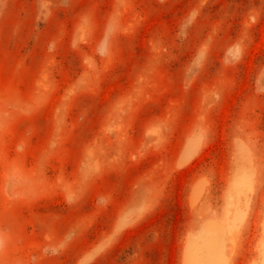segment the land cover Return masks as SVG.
I'll list each match as a JSON object with an SVG mask.
<instances>
[{
	"label": "rangeland",
	"instance_id": "obj_1",
	"mask_svg": "<svg viewBox=\"0 0 264 264\" xmlns=\"http://www.w3.org/2000/svg\"><path fill=\"white\" fill-rule=\"evenodd\" d=\"M217 262H264V0H0V264Z\"/></svg>",
	"mask_w": 264,
	"mask_h": 264
},
{
	"label": "bare ground",
	"instance_id": "obj_2",
	"mask_svg": "<svg viewBox=\"0 0 264 264\" xmlns=\"http://www.w3.org/2000/svg\"><path fill=\"white\" fill-rule=\"evenodd\" d=\"M204 244L208 247V248H210L209 246H210V244H211V241H210V238L209 239H207V240H205L204 241ZM215 264H220L219 262H217V263H215ZM262 264H264V262L262 263Z\"/></svg>",
	"mask_w": 264,
	"mask_h": 264
}]
</instances>
